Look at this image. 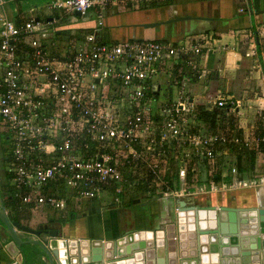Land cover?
I'll list each match as a JSON object with an SVG mask.
<instances>
[{
  "label": "built area",
  "instance_id": "built-area-1",
  "mask_svg": "<svg viewBox=\"0 0 264 264\" xmlns=\"http://www.w3.org/2000/svg\"><path fill=\"white\" fill-rule=\"evenodd\" d=\"M160 1L48 0L45 6L49 14L86 16L95 10L94 28L101 29L105 12L115 6L129 2L139 8ZM4 4L0 0V118L11 149L7 183L18 208L74 213L76 200L94 205L107 191L119 204L127 188L149 199L182 197L195 187L215 191L213 179L200 178L205 163L211 166L217 157L233 155L231 146L264 154V135L252 137L237 129L201 133L207 103L200 104L204 111L198 109L188 99L187 86L170 80L173 67L193 65L188 54L201 53L209 39L102 42L88 33L84 44L59 48L51 40L58 29L52 25L55 19L28 15L13 21L4 15ZM251 41L249 57L256 55ZM258 43L264 54L262 31ZM160 83L169 89L168 100L160 99ZM230 100L218 94L212 105L223 107ZM249 186H264V176L250 178Z\"/></svg>",
  "mask_w": 264,
  "mask_h": 264
},
{
  "label": "crops",
  "instance_id": "crops-1",
  "mask_svg": "<svg viewBox=\"0 0 264 264\" xmlns=\"http://www.w3.org/2000/svg\"><path fill=\"white\" fill-rule=\"evenodd\" d=\"M124 6L126 9L117 13L112 12V8L106 11L101 29L94 28L97 21V12L95 10L90 11L86 16L62 12L64 17H61L58 11L52 12L45 18L49 21L55 19V23L52 25L58 29L55 35L52 36L53 38H50L57 43L59 48H75L84 44L85 35L88 33H94L97 39L102 42L120 41L125 38H166L177 43H181L186 37H204L209 39L201 53L197 55L188 54V57L194 61L193 65L182 62L178 64L182 67L188 66L189 69L193 68V73L191 69V72L189 71L191 79L184 81L182 84L187 86L189 91L188 99L197 103L198 109L202 111L206 108L200 105L203 103H207L208 112L214 111L213 108L216 106L212 105V102L218 94L231 98L230 101L232 103H239L240 100L237 96H244L245 98V95L252 88L249 85L252 79L257 77V85H261L264 82V56L261 55L258 43V34L264 31L263 1H261L262 10L258 11L252 6H248L246 0H185L142 10H134L137 8ZM3 13L13 21H18L21 17L26 16L21 13L20 16L19 14L17 15L19 17H14L12 11L6 7H4ZM179 15H191L194 18L162 25L159 31L144 29L137 25L143 22L162 21ZM202 29L203 31H201ZM213 35L215 38H213ZM244 35L247 37L252 35L254 37L255 46L257 47V54L254 59L241 52L239 47L242 43L237 42L235 39L236 36L240 37L239 39L241 40ZM251 38L249 41H251ZM208 46L212 47L211 51L206 49ZM173 69L171 72H173ZM251 69H257V71ZM199 75H201L202 79H199ZM160 92L161 83L159 94H161ZM167 92L169 95V89H167ZM237 107L236 105L234 109L236 110ZM225 114L229 115V112ZM213 119L215 122V118ZM7 137L8 134L0 126L1 191H6L3 187L9 178L7 170L1 171V166H5L9 158V154L6 153V149L3 146V138L7 139ZM216 162L218 161L211 164V170L215 168L214 164L218 165ZM3 174L6 177V181ZM132 195V197L130 195L126 198V201L131 199V203L135 207L131 216H124L123 211L120 210L122 207L120 204L118 207L116 205L99 206L97 209L91 207L88 215L83 213L82 216H75V218L67 221L59 219L54 222L59 225V237L100 238L107 240L117 238L127 231L139 229L157 230L162 235L166 224L176 223V210L179 205L175 198L148 199L146 195ZM140 197L144 199L143 203ZM182 198L186 204H237L245 206L258 203L260 206H264V186L221 189L219 192H199L194 190L190 194L183 195ZM134 200H137V202ZM95 204L100 205L101 203L97 202ZM30 210L29 208L26 213L27 217L24 218V222H21V224L36 228L39 224L46 223L43 221H34V223L30 219ZM67 214L72 217L71 212H67ZM65 216L67 215L65 214ZM65 216L62 215V218ZM50 220L49 222H51ZM4 231V227L0 224V239L4 236ZM30 249L33 250L35 247ZM39 254L43 259V253L39 252ZM12 261L13 259L8 252L3 247H0V264H10ZM26 264H36L35 259L28 255Z\"/></svg>",
  "mask_w": 264,
  "mask_h": 264
},
{
  "label": "water",
  "instance_id": "water-1",
  "mask_svg": "<svg viewBox=\"0 0 264 264\" xmlns=\"http://www.w3.org/2000/svg\"><path fill=\"white\" fill-rule=\"evenodd\" d=\"M261 1L246 0L256 11L262 10ZM192 18L179 15L137 25L159 31L162 25ZM175 200L179 205L176 223L166 224L162 235L139 229L103 240L62 238L59 229L47 228L46 223L36 229L11 220L0 196V221L5 230L0 247L12 257L10 264H26L28 255L36 264H264V206Z\"/></svg>",
  "mask_w": 264,
  "mask_h": 264
},
{
  "label": "rangeland",
  "instance_id": "rangeland-1",
  "mask_svg": "<svg viewBox=\"0 0 264 264\" xmlns=\"http://www.w3.org/2000/svg\"><path fill=\"white\" fill-rule=\"evenodd\" d=\"M48 0H5V4L4 7H6L8 10L12 11L13 16H17L19 14V16L21 15V13L25 14L26 16L28 15H35L40 17L41 19L45 16H47L49 14V11L47 9V7L45 6L46 2ZM179 1H185V0H173V3ZM31 7L35 8V11L30 12L29 9ZM124 7V8H121ZM161 7V6H160ZM134 8V7H133ZM151 8L150 5L147 6H141L137 9L134 10H142V9H148ZM156 8V7H155ZM126 7L125 6H115L114 8H112V12L117 13L121 10H125ZM58 14L61 17H64L62 12H58ZM17 16V17H19ZM64 19V18H63ZM65 20V19H64ZM203 31V29L201 30ZM264 33V31H263ZM254 37L252 35L250 36H243L242 39L240 40V37H236L235 39L236 41L242 43V45H240L239 48H241V52H243V54L246 53V51H248V48L250 46V43L252 41H249L250 38ZM213 38H215V36L213 35ZM251 38V39H252ZM48 39V38H47ZM257 48V47H256ZM47 49L49 51H51L50 45L49 43L47 44ZM247 49V50H246ZM260 52L261 55L264 56V54L262 53L263 51H261L260 48ZM257 54V49L256 52ZM258 53H259V48H258ZM256 55H254L253 57H249V58H255ZM255 66V64H253ZM192 70L193 73V68H190ZM189 69V71L191 72V70ZM251 70H255L257 71V69H251ZM260 73V72H259ZM193 78V76H192ZM260 78V77H259ZM170 82V80H169ZM257 77L255 79H252L251 82L249 83V85L252 87L249 90V93L247 95L244 96H237L238 99L240 100V102L238 103V107L236 108V110H228L227 107L232 108V107H236L237 103H232L230 101H227L228 103L225 104L223 107H214L213 108V112H214V117L217 116L218 120L217 122L213 121L209 124L206 125L203 121V126H201L199 129L201 131V133H204L205 131H210V130H219V131H231L232 129H237L240 131V133L242 134H249L250 136H254L256 134H258L259 131H264V82L261 83V85H257ZM167 85L165 83H161V94H160V99L161 100H168L169 99V95L167 92ZM226 107V108H225ZM212 112V111H211ZM229 112V115H226L225 113ZM212 118H210L211 120ZM2 119L0 118V126L1 129L3 131L6 132V134H8V130L6 129V127H4L2 125ZM240 128V129H239ZM3 146L6 149V153L9 154L11 149H10V143L7 139L3 138ZM235 155V154H233ZM233 155H227L224 156V158L222 156H219L215 159V161L218 165L214 164L213 170H209L210 166L207 165L205 162V168L201 167L202 171L200 173V178L203 181H207V180H211L215 181V183H217V189L213 192H219L221 189H238V188H247L248 187V183L250 182V178L255 177L259 178L260 176H264V154L261 155L259 152H256L255 155V163L253 165H251V163L249 162V160L246 158L245 162L243 163V171L242 174L238 175V171L235 175H238L237 178H234V174L230 171L231 169V161L234 160V157H232ZM232 157V158H231ZM211 162V161H209ZM202 163V162H201ZM200 163V166H201ZM219 166V167H218ZM9 166L8 163L4 166H1V171L4 170H8ZM210 171V173H209ZM212 171V172H211ZM215 172H218L219 175H214ZM213 174V175H212ZM4 176V174H3ZM215 176H218L217 178ZM216 180H215V179ZM4 179L6 181V177L4 176ZM237 179V180H235ZM238 180L240 181H245L246 183V187H242L241 185L238 184ZM8 183L10 182V177L8 178ZM6 183V184H8ZM226 184L227 187H219V184ZM243 184V183H242ZM241 186V187H240ZM251 187V186H250ZM253 187V186H252ZM4 189H7L6 186L3 187ZM194 190H197V188L195 187ZM131 194H130V192ZM202 192V191H201ZM204 192H210L209 189H207V191ZM132 194H137V195H142L145 196L146 193L143 191H137L136 189H130L127 188L126 192H124L123 194H121V203H119L122 207L120 210L123 211L124 216H131L134 210V206L131 203V199H129V201H126L128 198L127 196L131 197L133 196ZM126 195V196H125ZM136 196V195H135ZM114 195L112 192L107 191L101 194V196L99 197V201L101 204L97 205V204H88L87 200L85 199H79L76 200V203L73 206V210L75 211V216L79 217L82 216L83 213H85L86 215L89 214V212L91 211L90 208L93 207L94 209H97L99 206H117L119 204H115L113 201ZM130 198V197H129ZM138 198V197H137ZM141 198V197H140ZM148 198V196H147ZM142 199V198H141ZM149 199V198H148ZM113 202V203H112ZM97 203V202H94ZM65 212H69L68 210H65L63 212H59L58 210H53V209H48L45 207H41L38 210H30L29 214H30V219L34 221H43V222H49V219L53 220L52 226H54L55 228L59 229V225L55 224L54 222H57V220L62 219V215L65 216V214L67 216H65V218H68V214ZM22 222H24L22 220ZM35 223V222H34ZM33 225V223H32ZM34 228V227H33Z\"/></svg>",
  "mask_w": 264,
  "mask_h": 264
},
{
  "label": "trees",
  "instance_id": "trees-1",
  "mask_svg": "<svg viewBox=\"0 0 264 264\" xmlns=\"http://www.w3.org/2000/svg\"><path fill=\"white\" fill-rule=\"evenodd\" d=\"M172 3H173V0H162L160 2H151L150 4L147 5V7L150 5L151 8H155V7L169 5ZM189 74L190 73H189L188 66L182 67L180 65H177L173 69L170 80L173 83L182 84L184 81H189L191 79ZM213 114H214V112L206 111V112H203V114L200 117L202 118V120L204 121V123L206 125H209L212 122V119L215 118V117H213ZM210 118H212V119L210 120ZM258 134L264 135V131L263 130L259 131ZM231 147L234 149V154L236 156V164H237L238 172H239V174H242V172H244L243 171V163L245 162L246 158L249 160L251 165H253L255 163L256 151L252 148L241 149L239 146H231ZM263 149H264V147H263ZM262 152H264V151H262ZM214 175H219V173L215 172ZM5 186L7 187V189L5 191V196H4L5 200H3L4 207H5V209L8 210V215H9L11 220H16L19 223H21L22 220H24V218L27 217L26 213L28 212L29 208L26 205L18 208V203L16 202V198H14V196L12 194L11 188L8 186V184H6ZM71 215H72V217L71 216H69L68 218L64 217L63 219H61V221H67V220H70L71 218L72 219L75 218L74 213H71ZM0 224H2L1 221H0Z\"/></svg>",
  "mask_w": 264,
  "mask_h": 264
},
{
  "label": "flooded vegetation",
  "instance_id": "flooded-vegetation-1",
  "mask_svg": "<svg viewBox=\"0 0 264 264\" xmlns=\"http://www.w3.org/2000/svg\"><path fill=\"white\" fill-rule=\"evenodd\" d=\"M0 196H2V199L3 200H5V198H4V196H5V191H1L0 190ZM7 210V209H6ZM52 220H51V222H46V224L48 225V227L47 228H55L54 226H52ZM38 228V226L36 227V229Z\"/></svg>",
  "mask_w": 264,
  "mask_h": 264
},
{
  "label": "bare ground",
  "instance_id": "bare-ground-1",
  "mask_svg": "<svg viewBox=\"0 0 264 264\" xmlns=\"http://www.w3.org/2000/svg\"><path fill=\"white\" fill-rule=\"evenodd\" d=\"M263 1V4H264V0H262Z\"/></svg>",
  "mask_w": 264,
  "mask_h": 264
}]
</instances>
